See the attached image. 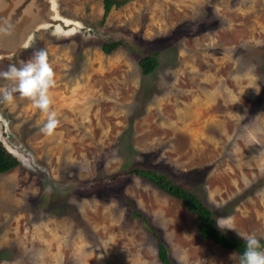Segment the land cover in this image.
<instances>
[{
	"label": "rangeland",
	"instance_id": "374dc122",
	"mask_svg": "<svg viewBox=\"0 0 264 264\" xmlns=\"http://www.w3.org/2000/svg\"><path fill=\"white\" fill-rule=\"evenodd\" d=\"M51 1L46 17L70 30L44 18L0 59L2 71L45 49L60 119L47 136L30 101L0 102V136L24 152L0 176V264H166L153 231L173 264H239L181 200L125 171L161 172L217 221L264 237V0H131L105 19L103 0ZM149 50L159 66L145 76Z\"/></svg>",
	"mask_w": 264,
	"mask_h": 264
},
{
	"label": "trees",
	"instance_id": "16d2710c",
	"mask_svg": "<svg viewBox=\"0 0 264 264\" xmlns=\"http://www.w3.org/2000/svg\"><path fill=\"white\" fill-rule=\"evenodd\" d=\"M129 1L131 0H103L104 19L107 18L114 8H120ZM122 45L123 43L120 41L113 42L112 44H105L102 50L106 54H112ZM158 54H160V52L156 50L138 53V55H140L139 65L145 76L153 73L159 66ZM20 165V160L12 155L0 142V176L11 173ZM125 172L127 175L146 179L154 184L159 190L165 192L171 197L181 200L186 208L197 216V229L203 240L213 241L222 248L235 250L240 258V255L246 247L244 241L232 234L223 232L218 227L217 219L213 210L184 185L175 183L173 180L168 179L163 173L153 169H141L136 167L130 168L129 171ZM117 179L116 176L110 181L117 182ZM125 201L128 210L134 216L145 220V214L140 211L138 206L130 198H125ZM153 234L157 239V248L161 255V261L166 264H173L168 255L166 246L159 239L158 233L153 231Z\"/></svg>",
	"mask_w": 264,
	"mask_h": 264
},
{
	"label": "clouds",
	"instance_id": "9594fccd",
	"mask_svg": "<svg viewBox=\"0 0 264 264\" xmlns=\"http://www.w3.org/2000/svg\"><path fill=\"white\" fill-rule=\"evenodd\" d=\"M61 19L63 18L59 16L51 19L52 24L54 23L51 26L57 25L63 29L67 28V26L63 27ZM68 30L70 28L66 29V31ZM0 80L7 82L0 86V102L11 104L16 100L17 95L19 98L27 99L36 109L45 114L46 119L40 131L47 136H53L60 126V119L57 112L52 108L51 90L55 88L57 81L48 52L45 49H39L33 52L30 59L19 66L10 64L6 70L0 71ZM22 153L24 152L14 156L19 159ZM217 224L222 230L236 231L237 235L244 241L246 247L240 255L239 264H264V245L261 243L264 237H260L256 233H241L235 229L234 223L218 220ZM180 264H185V261L181 260Z\"/></svg>",
	"mask_w": 264,
	"mask_h": 264
},
{
	"label": "water",
	"instance_id": "95a60500",
	"mask_svg": "<svg viewBox=\"0 0 264 264\" xmlns=\"http://www.w3.org/2000/svg\"><path fill=\"white\" fill-rule=\"evenodd\" d=\"M5 2L4 6H0V59L13 55L19 49L27 48L35 32L46 28L45 25L41 27L39 25L47 21L51 22L50 18L46 17L47 15L51 17L49 9L51 0H6ZM35 4L40 6V10L34 14L37 6ZM44 18L45 22L42 23ZM0 142L15 156L23 151L18 146H10L3 136H0Z\"/></svg>",
	"mask_w": 264,
	"mask_h": 264
},
{
	"label": "bare ground",
	"instance_id": "6f19581e",
	"mask_svg": "<svg viewBox=\"0 0 264 264\" xmlns=\"http://www.w3.org/2000/svg\"><path fill=\"white\" fill-rule=\"evenodd\" d=\"M50 6H52V5H50ZM53 9H54V11H55V8H53V6L51 7V13H54V11H53ZM5 34H8V33H5Z\"/></svg>",
	"mask_w": 264,
	"mask_h": 264
}]
</instances>
